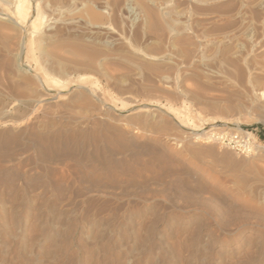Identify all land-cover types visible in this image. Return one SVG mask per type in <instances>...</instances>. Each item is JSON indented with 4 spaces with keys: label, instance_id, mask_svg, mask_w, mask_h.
<instances>
[{
    "label": "rangeland",
    "instance_id": "374dc122",
    "mask_svg": "<svg viewBox=\"0 0 264 264\" xmlns=\"http://www.w3.org/2000/svg\"><path fill=\"white\" fill-rule=\"evenodd\" d=\"M36 2L33 60L0 15V264H264V0Z\"/></svg>",
    "mask_w": 264,
    "mask_h": 264
},
{
    "label": "bare ground",
    "instance_id": "6f19581e",
    "mask_svg": "<svg viewBox=\"0 0 264 264\" xmlns=\"http://www.w3.org/2000/svg\"><path fill=\"white\" fill-rule=\"evenodd\" d=\"M1 1L2 0H0V15L1 16L2 15L3 16H8L9 19L12 20V23H13L14 26H19V27H22L24 29V32H25V34L28 37V40H27V43H26V47H25V49H26V52H25L26 56L25 57H29V59L32 58L31 60H33V57L35 56V50L37 49L36 47L39 45L41 36H43L42 35L43 34L42 33V19H43L42 10L40 9V7L37 4V2H36V4L33 5L32 3H34V2L31 3L32 0H12L9 4H6L7 3L6 1H5V3L1 2ZM181 11H182V9L168 8V10H166L164 12L155 11L156 13H154V15H153L152 10L150 8H148V7H145V12L147 13V15H149L152 18L155 17L154 18L155 23H158L161 26L162 25H164V26L165 25H167V26L170 25L171 22L174 21V18H175L174 16H176V14H177V16H176V18H177L178 14H180ZM204 41H203V43H206L207 45H209V43H211V40H207L205 42ZM66 49L71 54H74V55H76V56H78V57H80L82 59H85V60H90L91 61L92 59L95 58L93 56L94 55L93 54L94 51L92 52L91 48L85 47V46H83L81 44H69V45H66ZM257 57H258V60L259 59L264 60V50L259 55H257ZM258 63H262V62L259 61ZM262 66H263L262 68H264V64H262ZM257 74H259V73H257ZM259 75H262V74H259ZM44 77H45L47 82H52V84L55 87H58V88H62L63 87V85L58 80H55V79L51 78L48 74H45ZM169 114L171 115L172 119L174 121H176L178 126L186 128V129H188V130H190V131H192L194 133L200 131L201 130L200 126H202V124L205 123L204 121H207V119L204 118V115H202L203 117L201 116L200 112H197V111L191 112V110H189L188 106L185 103H183L180 106L179 109H170ZM197 122L198 123L200 122V123L198 124ZM224 122L226 124H229L228 121H224ZM205 134H207V132H205ZM211 135H212L211 133H208L207 136H211ZM215 139H216V137H215ZM213 151H215V150L212 147L207 148V149H199V152H200V154L202 156L211 154ZM262 151L264 152V146L262 148ZM212 155H213V153H212ZM223 159H224V157H223ZM225 160H223L221 162H223L226 165V163L224 162ZM226 162H228V161H226ZM229 164H230V162H229ZM247 164H248V162H247ZM224 167L225 168L229 167L230 170L232 169L231 165H229L228 167H226V166H224ZM248 167H249V165H248ZM250 167H251L252 172H255L258 175L264 176V164H260V165L251 164ZM193 221L194 220H192L190 222V220H188V223L190 224ZM193 223H195V222H193ZM134 224H135V222H133L130 219L123 223L125 228H128L130 226H134ZM136 239H138V238H136ZM165 242L168 243L167 238L164 236V234H162V236H160L159 244H165Z\"/></svg>",
    "mask_w": 264,
    "mask_h": 264
},
{
    "label": "trees",
    "instance_id": "16d2710c",
    "mask_svg": "<svg viewBox=\"0 0 264 264\" xmlns=\"http://www.w3.org/2000/svg\"><path fill=\"white\" fill-rule=\"evenodd\" d=\"M255 126H257V125H254V126H251V127H255Z\"/></svg>",
    "mask_w": 264,
    "mask_h": 264
}]
</instances>
